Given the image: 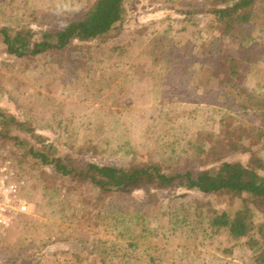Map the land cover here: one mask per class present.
Instances as JSON below:
<instances>
[{"label":"rangeland","instance_id":"374dc122","mask_svg":"<svg viewBox=\"0 0 264 264\" xmlns=\"http://www.w3.org/2000/svg\"><path fill=\"white\" fill-rule=\"evenodd\" d=\"M93 1L0 0V24L8 20L11 27L27 26L36 31L58 28L72 16L69 13L80 12ZM201 1L126 0L123 34L106 45L94 46L92 59L84 63L69 65L66 60L65 64L57 59L58 55L31 62L14 60L0 44V109L17 121L26 122L20 129L14 127L11 135L27 145L23 148L19 142L0 139V163L11 162L22 182L21 196L27 206L26 212L17 214L8 227H0V264H32L36 259V264H92L82 260L87 247L81 239L117 235L110 232V214L118 208L100 212L91 206L84 198L88 192L82 186L66 182L49 167L34 166L35 160L27 154L29 146L52 145V152L58 156L72 154L79 160L118 167L150 161L158 163L165 172L184 173L210 166L209 145L218 135L219 117L215 110L201 107L199 95L189 88L175 90L178 98L167 95L156 99L155 82L152 88L133 84L139 77L128 66L130 53L124 51L111 58L104 52L119 38L120 43L134 36L146 42L164 27H189L182 13ZM193 18L197 23L193 29L189 27L187 35L192 31L191 37L195 36L199 43L208 40L212 32L206 19ZM237 56L264 60V44L255 42ZM251 73L249 86L257 101L264 97V71L257 68ZM147 91L149 94L145 95ZM180 103L183 104L177 105ZM220 108H224L219 111L224 113L221 115L227 124L242 121L237 110ZM248 120L252 122L253 116ZM183 122L189 123L183 127ZM253 147L264 160V146L260 143ZM223 159L246 165L249 155L226 154ZM183 193L182 189L171 188L155 190L150 197L144 190L135 191L119 204L125 206L126 216L140 209L154 235L153 245H159L164 255L161 264H173V259L175 264H249L248 252L236 249L238 258H225L217 249L230 247L226 242L220 238L196 239L191 225L178 224L181 218H175L174 211L187 201L181 198ZM209 201L217 209H236L240 205L236 197L226 193L213 195ZM192 211L185 209L186 215L190 213L187 219L191 224ZM98 213L107 217L100 220ZM83 224L87 225L85 229L79 226ZM83 231L87 235L81 238ZM106 261L101 256L96 264H108Z\"/></svg>","mask_w":264,"mask_h":264},{"label":"trees","instance_id":"16d2710c","mask_svg":"<svg viewBox=\"0 0 264 264\" xmlns=\"http://www.w3.org/2000/svg\"><path fill=\"white\" fill-rule=\"evenodd\" d=\"M125 6L126 0H94L82 11L69 13L72 16L62 26L49 30L11 27L8 20H4L0 24V44L3 52L14 60L31 62L39 57L58 55L59 61L68 60L69 65L77 61L84 63L92 59L94 46L106 45L123 34ZM182 14L190 28L197 23L193 22L194 16L206 19L211 37L199 43L195 36L191 37L192 31L187 35L189 27L167 26L146 42L134 36L120 43L119 38L117 44L106 46L104 52L111 58L121 56L124 51L130 53L128 66L139 77L133 84L152 88L155 82L156 99L162 100L161 97L167 95L178 98L175 90L189 88L199 95L201 107L215 110L219 117L218 135L209 145V167L184 173L165 172L158 163L150 161L118 167L79 160L72 154L58 156L52 152V145L28 147V156L36 162L34 166L49 167L66 182L82 186L88 192L84 198L91 206L100 212L114 206L118 208L116 213L110 214L113 221L110 232H116L115 237L96 236L88 240L85 230L79 235L85 237L81 239L87 247L82 255L85 262L96 264L102 256L108 264L163 263L164 255L159 245H153L154 235L148 230V221L143 219L140 209L126 216L125 206L119 203L135 191L144 190L152 197L155 190L179 188L185 191L181 198L187 201L176 207L175 214L170 213L181 218L179 225H191L196 239L216 241L220 238L221 242H226L230 247L217 249L225 258H238L236 249H239L248 252L249 264H264V160L253 147L260 143L264 146V97L255 101L249 86L251 70L264 71V60L237 56L240 50L255 42L264 44V0H202L190 5ZM220 107L237 110L241 123L227 124L221 115L224 113L219 111L224 108ZM249 116H253L252 122ZM188 123L183 122L181 126ZM25 125L26 122L21 123L0 109V139H10L27 147L17 136L11 135L14 127L20 129ZM237 153L249 155L246 165L223 159L226 154ZM225 193L239 200L236 209H217L211 205L209 197ZM185 209L193 210L192 224L187 219L190 213L186 215ZM98 217L103 220L107 216L98 213ZM79 226L85 229L87 225ZM172 262L176 263L174 259Z\"/></svg>","mask_w":264,"mask_h":264},{"label":"built area","instance_id":"2783aa9c","mask_svg":"<svg viewBox=\"0 0 264 264\" xmlns=\"http://www.w3.org/2000/svg\"><path fill=\"white\" fill-rule=\"evenodd\" d=\"M21 186L11 162L0 163V227H8L17 214L26 212Z\"/></svg>","mask_w":264,"mask_h":264}]
</instances>
